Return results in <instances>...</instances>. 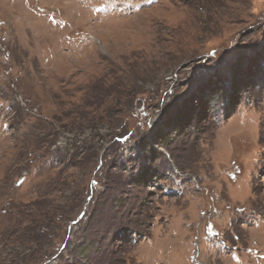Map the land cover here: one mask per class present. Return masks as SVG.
Listing matches in <instances>:
<instances>
[{"label": "rangeland", "instance_id": "374dc122", "mask_svg": "<svg viewBox=\"0 0 264 264\" xmlns=\"http://www.w3.org/2000/svg\"><path fill=\"white\" fill-rule=\"evenodd\" d=\"M263 57L264 0H0V264H264Z\"/></svg>", "mask_w": 264, "mask_h": 264}, {"label": "trees", "instance_id": "16d2710c", "mask_svg": "<svg viewBox=\"0 0 264 264\" xmlns=\"http://www.w3.org/2000/svg\"><path fill=\"white\" fill-rule=\"evenodd\" d=\"M258 60L259 59H257L256 56L254 58L249 59V63H248V66L246 67L245 72L248 71L249 69L256 67V66H258L257 69L258 68L261 69V67H259L260 63H258L259 62ZM245 62H246V59H245ZM261 63L264 64L263 62H261ZM240 70H241V66L239 65L238 72ZM256 82H259V81H256ZM219 85L220 84L216 83V81L206 85L207 88L203 92V95L194 96V98L192 97V99H190L193 103L189 104V110L188 111L185 110V106H188V105H185L182 113L172 117L171 119H169L167 121H165V125L170 126L169 128H172V129L175 128L176 131L180 130V129L186 130V127L200 128L202 123L204 121H206L208 118V113H207L208 110L207 109L210 107L209 105H211V107L214 106L213 105L214 103H212V102L215 101L216 99H219V97L220 98L223 97L224 99L226 98L224 91L222 89H220ZM234 96L235 95L232 96L233 98L231 97V102L228 103L227 107L233 106V104H235L236 101L238 100ZM202 97H203V99H202ZM205 100H207L208 102L203 103V102H205ZM222 108L225 110L226 105H224ZM198 109L200 110V112H198Z\"/></svg>", "mask_w": 264, "mask_h": 264}]
</instances>
